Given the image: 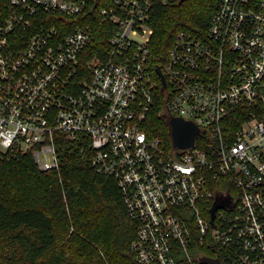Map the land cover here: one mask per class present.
Segmentation results:
<instances>
[{"label":"built area","instance_id":"2783aa9c","mask_svg":"<svg viewBox=\"0 0 264 264\" xmlns=\"http://www.w3.org/2000/svg\"><path fill=\"white\" fill-rule=\"evenodd\" d=\"M175 2L0 5V152L49 172L58 135L86 144L123 196L138 264H264V0H219L206 39L175 34L162 91L172 116L199 128L187 149L147 130L159 101L153 21ZM92 11L110 34L103 47L96 21L57 16Z\"/></svg>","mask_w":264,"mask_h":264},{"label":"trees","instance_id":"16d2710c","mask_svg":"<svg viewBox=\"0 0 264 264\" xmlns=\"http://www.w3.org/2000/svg\"><path fill=\"white\" fill-rule=\"evenodd\" d=\"M103 5L109 0H102ZM10 0H0L3 6ZM219 0H176L159 9L153 21L151 49L156 66L164 68L175 34L186 31L206 39ZM256 6L259 0H253ZM58 18L70 28L97 22L96 46L103 47L99 11ZM93 14V19L90 15ZM158 103L147 130L172 149L171 128L161 79ZM81 140L57 136L60 169L41 172L31 156L9 159L0 152V264H138L130 253L136 229L115 180L93 170ZM83 151V152H82ZM64 215L57 219V215Z\"/></svg>","mask_w":264,"mask_h":264},{"label":"water","instance_id":"95a60500","mask_svg":"<svg viewBox=\"0 0 264 264\" xmlns=\"http://www.w3.org/2000/svg\"><path fill=\"white\" fill-rule=\"evenodd\" d=\"M183 1L184 0H181V2ZM157 73L162 80V90H165L167 84L160 67H157ZM168 122L171 128V137L174 147L178 149H187L194 144L196 136L199 133V128L193 122L185 121L180 117L174 116L168 117ZM202 261L205 264H220V261L218 259H212L208 257L202 258Z\"/></svg>","mask_w":264,"mask_h":264},{"label":"rangeland","instance_id":"374dc122","mask_svg":"<svg viewBox=\"0 0 264 264\" xmlns=\"http://www.w3.org/2000/svg\"><path fill=\"white\" fill-rule=\"evenodd\" d=\"M64 214L63 213H59L56 217L58 220H60V218L63 216Z\"/></svg>","mask_w":264,"mask_h":264}]
</instances>
